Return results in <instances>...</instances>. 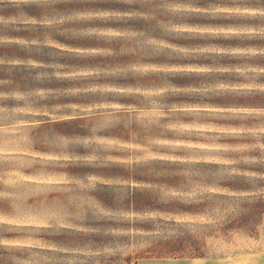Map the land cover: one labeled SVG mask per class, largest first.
Masks as SVG:
<instances>
[{
  "label": "rangeland",
  "instance_id": "374dc122",
  "mask_svg": "<svg viewBox=\"0 0 264 264\" xmlns=\"http://www.w3.org/2000/svg\"><path fill=\"white\" fill-rule=\"evenodd\" d=\"M258 201L264 0H0V264H264Z\"/></svg>",
  "mask_w": 264,
  "mask_h": 264
},
{
  "label": "trees",
  "instance_id": "16d2710c",
  "mask_svg": "<svg viewBox=\"0 0 264 264\" xmlns=\"http://www.w3.org/2000/svg\"><path fill=\"white\" fill-rule=\"evenodd\" d=\"M229 188L233 192H238V190H240L235 189L234 187ZM242 208L243 213L226 225L227 230H252V228L255 227L258 222L264 219V201L243 205ZM248 235L252 236V233H249Z\"/></svg>",
  "mask_w": 264,
  "mask_h": 264
},
{
  "label": "snow or ice",
  "instance_id": "6c2138e0",
  "mask_svg": "<svg viewBox=\"0 0 264 264\" xmlns=\"http://www.w3.org/2000/svg\"><path fill=\"white\" fill-rule=\"evenodd\" d=\"M4 206V202H0V207H3Z\"/></svg>",
  "mask_w": 264,
  "mask_h": 264
}]
</instances>
